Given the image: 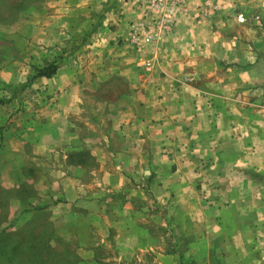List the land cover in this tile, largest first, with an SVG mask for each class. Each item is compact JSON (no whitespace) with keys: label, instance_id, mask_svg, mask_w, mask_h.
<instances>
[{"label":"crops","instance_id":"obj_1","mask_svg":"<svg viewBox=\"0 0 264 264\" xmlns=\"http://www.w3.org/2000/svg\"><path fill=\"white\" fill-rule=\"evenodd\" d=\"M124 1L45 0L18 28L25 39L18 46L21 54L1 64L0 83L30 89L29 100L14 111L22 116L21 146L56 151L69 178H84L83 157L90 153L96 161L94 178L76 185L78 196L86 187L116 186L125 180L132 191H124L129 197L112 206L150 211L147 205L155 203L160 211L174 213L178 230L168 240L173 241L169 250L154 246L145 226L136 229L149 218L146 214L131 217L127 224L126 241L139 242L132 249L153 251L152 264H177L178 259L182 264H264L263 117L215 102L219 93L231 102L232 84L246 83L250 67L264 66V0H185L187 14L181 13L149 48L155 61L151 71L137 68L120 40L133 20L150 22L157 15L146 11L144 0ZM207 1L219 8L206 22L198 21L193 15ZM101 6H106L101 12L108 22L88 45L92 57L53 62L67 33H84L88 12ZM237 8L239 13L253 12V17L260 14L261 20L248 21L245 15L247 22L238 21ZM72 18L78 20L74 27ZM247 37L254 39L253 46ZM48 65H57L56 73L40 75ZM93 78H120L130 85L114 98L95 97L104 103L94 115L108 117L109 124L101 127L104 144L95 137L84 139L94 130L86 119L85 93ZM216 84L221 91L214 90ZM8 93L0 89V95ZM58 138L63 139L60 148ZM76 154L81 157L78 165L72 160ZM177 237L186 242L182 255Z\"/></svg>","mask_w":264,"mask_h":264},{"label":"rangeland","instance_id":"obj_2","mask_svg":"<svg viewBox=\"0 0 264 264\" xmlns=\"http://www.w3.org/2000/svg\"><path fill=\"white\" fill-rule=\"evenodd\" d=\"M43 2L45 0H0V66L21 54L18 46L25 39L20 36L18 28L25 20L30 19L29 16L41 10ZM124 2L119 0L120 5ZM143 2L147 4L146 11L157 15V18L150 22L133 20L127 36L120 40V45L135 59L137 68L151 71L155 67V61L149 57V48L161 39L162 30L169 29L173 22L179 20L181 13L187 14L188 6L185 0H177L175 4L166 0L161 8L153 6L151 0ZM114 5L115 3L112 7ZM105 8L106 6H101L88 12L81 28L84 33L80 36L72 34L74 31L67 33L65 45L60 48L57 46L60 50L56 49L53 53V62L58 63L60 58H64L75 63L79 59L92 57L88 45L93 43L104 22H108L105 11L101 12ZM218 8V5L207 1L205 6L197 8L196 12L199 14H194L193 17H197L198 21L202 18L206 22ZM236 11L238 21L261 20L260 14L253 17V12L239 13L238 8ZM77 21L71 20V26L74 27ZM135 27L153 33V43L139 48L132 45L130 32ZM246 41L252 46L255 42L248 37ZM259 78L263 82H258ZM246 80V83L232 84L231 102H224V99L219 98L220 93L215 96V102L227 103L234 111L235 107L248 109L247 115L262 116L264 122V94L258 95L260 91L264 92V66L250 67ZM88 84L89 89L86 88L85 93L88 96L87 110L90 114L86 115V119L92 121L94 130L86 132L84 139L95 137L100 144H104L101 127L109 124L108 117L99 119L98 115H94V111L104 103L95 97L102 94L114 98L117 94L130 90V85L120 78L109 82H99L93 78ZM25 87L28 86L15 89L14 84L4 86L0 83V89L9 90L7 95H0V247L3 249L0 251V264H152L155 257L153 251L151 255L146 248H142L143 251L132 249L131 245L139 242L125 239V230L129 229H126L127 224L132 223L130 218L143 216L142 214L149 218L137 224L136 229L142 230V226H145L154 246L160 244L165 250L172 249L173 241L168 240H173L178 230L173 220L174 213L160 211L159 205L155 203L147 205L150 211L142 210L137 205L138 209L134 211H123L118 204L112 206L115 201L121 202L129 197L124 191L131 192L130 185H133L125 180L116 186L98 183L93 187H86L82 197L78 196L76 185L83 179L91 181L94 178L91 177V172L96 161L90 153L83 157L87 166L84 178H69L66 165L56 151L26 144L21 146L20 140L24 132L19 123L22 116L15 115L14 111L16 108L21 111V104L23 106L29 100L30 89ZM214 90L221 91L217 84ZM22 94L26 97L23 98ZM37 118L33 117V120ZM251 122L254 123L255 119ZM61 142L63 139L58 138L57 148L61 147ZM79 156L72 155L75 165L80 161ZM177 240L178 237L175 242L178 250L182 249V255L186 242ZM177 264H182V260L178 259Z\"/></svg>","mask_w":264,"mask_h":264},{"label":"built area","instance_id":"obj_3","mask_svg":"<svg viewBox=\"0 0 264 264\" xmlns=\"http://www.w3.org/2000/svg\"><path fill=\"white\" fill-rule=\"evenodd\" d=\"M166 0H151V4L155 7H162L165 5ZM172 4L177 3V0H171ZM144 25H142V28ZM142 28L135 27L132 28L130 32V41L131 44L135 47H144L147 44H151L154 41V34L151 32H148Z\"/></svg>","mask_w":264,"mask_h":264},{"label":"trees","instance_id":"obj_4","mask_svg":"<svg viewBox=\"0 0 264 264\" xmlns=\"http://www.w3.org/2000/svg\"><path fill=\"white\" fill-rule=\"evenodd\" d=\"M57 66L56 65H48L44 69L40 70L39 74L40 75H53L57 71ZM3 250L2 247H0V251Z\"/></svg>","mask_w":264,"mask_h":264}]
</instances>
